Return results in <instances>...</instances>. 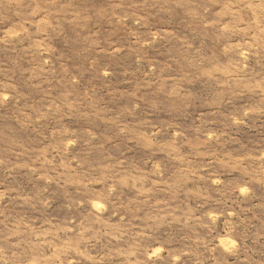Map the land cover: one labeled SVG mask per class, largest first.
<instances>
[{"label": "rangeland", "instance_id": "374dc122", "mask_svg": "<svg viewBox=\"0 0 264 264\" xmlns=\"http://www.w3.org/2000/svg\"><path fill=\"white\" fill-rule=\"evenodd\" d=\"M0 264H264V0H0Z\"/></svg>", "mask_w": 264, "mask_h": 264}]
</instances>
